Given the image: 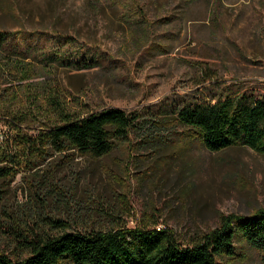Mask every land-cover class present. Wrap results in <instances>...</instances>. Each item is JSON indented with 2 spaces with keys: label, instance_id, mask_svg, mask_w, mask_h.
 <instances>
[{
  "label": "rangeland",
  "instance_id": "374dc122",
  "mask_svg": "<svg viewBox=\"0 0 264 264\" xmlns=\"http://www.w3.org/2000/svg\"><path fill=\"white\" fill-rule=\"evenodd\" d=\"M0 29L13 37L0 56L19 61L0 78L16 165L0 180V255L23 261L33 239L135 228L194 246L264 211V154L209 153L172 120L190 101L264 95V0H0ZM113 108L138 123L104 157L37 143L65 117ZM232 244L218 264H262L241 237Z\"/></svg>",
  "mask_w": 264,
  "mask_h": 264
},
{
  "label": "trees",
  "instance_id": "16d2710c",
  "mask_svg": "<svg viewBox=\"0 0 264 264\" xmlns=\"http://www.w3.org/2000/svg\"><path fill=\"white\" fill-rule=\"evenodd\" d=\"M12 38L10 33L0 29V53L11 47ZM1 59L0 78L4 68L14 70L19 64L7 57ZM94 64L77 65L76 70L90 69ZM172 115L173 122L197 139L209 153L246 146L264 154V95L244 92L236 96L221 95L212 101H190L174 107ZM137 123L135 114L115 108L78 121L65 117L41 133L37 143L58 153L74 150L101 158L126 142ZM6 140L7 135L0 144V180L16 173L13 154L3 150ZM34 142V138L22 137V144L30 150L34 148ZM236 236L261 253L264 264L262 210L250 216H234L232 221L222 224L194 246L183 247L169 232L147 228L63 233L58 237L33 239L29 243L30 256L23 261H11L0 255V264H218L217 258L234 255L232 243Z\"/></svg>",
  "mask_w": 264,
  "mask_h": 264
},
{
  "label": "built area",
  "instance_id": "2783aa9c",
  "mask_svg": "<svg viewBox=\"0 0 264 264\" xmlns=\"http://www.w3.org/2000/svg\"><path fill=\"white\" fill-rule=\"evenodd\" d=\"M4 139H5V134H4V132L0 131V144L4 141ZM157 231H159V230H157Z\"/></svg>",
  "mask_w": 264,
  "mask_h": 264
}]
</instances>
